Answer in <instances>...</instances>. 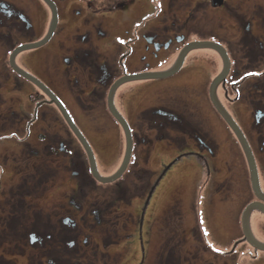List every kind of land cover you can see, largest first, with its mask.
I'll return each mask as SVG.
<instances>
[{
	"label": "flooded vegetation",
	"instance_id": "obj_1",
	"mask_svg": "<svg viewBox=\"0 0 264 264\" xmlns=\"http://www.w3.org/2000/svg\"><path fill=\"white\" fill-rule=\"evenodd\" d=\"M18 1L26 4L27 9H22L11 0H0V110L6 109L11 118V125L1 131L9 128L17 129L24 124V119L10 105L15 107L18 101L15 94L11 93L13 89L20 87L21 77L37 88L30 96H40L42 97L40 100L44 99L43 101L54 105L63 121H58L60 117L54 111L55 116L51 111L42 112V117L48 120L49 112L55 123L34 121L32 127L26 128L25 139L18 142V151L13 148L7 152H0V159L3 160L5 157L4 162H7L13 157H10L11 152L19 154L22 148L25 150L27 160L30 156L40 158L45 154L47 157L40 159L52 157L54 161L58 158L57 155H61V159L67 161V163L63 161V165L72 178V184H65V188L60 189L59 195H56L52 179L59 168L52 169L47 164H41L42 166L37 165L38 167L33 171H28L29 164H27L26 174L24 173L22 177L24 185L20 190L5 192V188H2L3 190L0 191L2 196L0 220L7 223L5 229L6 232L8 231L2 238L11 241L14 249L22 251L15 253L23 255L24 264H114L118 256L114 259H110V256H116L115 254L118 253L116 251L115 254L109 253V249L117 246L118 244H112L122 236L125 237L134 224L131 222L132 214L128 208L130 199L145 197L146 203L153 189L152 184L148 186L150 178L153 177L152 172L140 167V160H137L148 155L147 144L151 133L158 139H170L171 142L179 145H183L186 140H192L206 153L212 156L216 154L217 144H210L206 134L200 133L201 128L192 120V116L205 118L212 128V135L216 132L218 136L221 135L223 127L221 121L232 134L231 139L235 143L238 164L239 167L242 164L243 168L240 171L245 179L242 189L244 193L240 198L228 196L227 191L223 190L224 187L220 184L223 180L220 179L218 183H214L213 190L206 197L205 209L208 223L215 230L213 235L216 238L243 239L241 224L243 209L254 201L264 204V199H260L253 189L248 164H246L247 169L245 168L247 160L238 138L211 99V85L216 79L212 88L213 94L244 135L254 157L260 190L264 193L261 187L264 178V0H261L263 5L259 4L260 9L253 8L252 0H187V3H193V6L185 4L182 0L178 2L164 0L160 13L143 27L139 50L133 52L131 49V52L125 56L127 58L123 70L118 64L122 55L118 43L107 44L106 41L109 34L122 35L127 28L129 29L128 21L121 18L118 9L119 6L124 5V0ZM196 40L214 43L221 48V52L212 47L190 49L181 58L177 69L166 76L122 80L117 85L113 93V105L126 121L131 135L130 159L120 177L124 172L127 174L115 179L116 181L113 180L112 184L98 183L90 178L93 176L90 164L88 161L89 171L85 162L88 156L86 154V157L82 152V159L75 158L77 155L72 149L71 138L83 148L81 142L57 104L28 76L39 81L61 102L73 124L89 144L94 154L96 169L100 173L96 154L101 159L102 157L91 137L96 134V130L92 129V131L91 128H100L98 132L100 134L108 130L113 133V130L119 127L124 134L121 124L115 120L109 110L107 96L111 85L126 75L169 71L177 63L185 46ZM36 42L41 43L36 47L17 51L11 57L13 51L20 45ZM126 45H129V41ZM202 49H210L213 54L203 55L200 51ZM159 61L166 63V66L153 68L152 65ZM206 68L208 73L205 75L203 70ZM156 78L171 81L159 90L152 84L143 85L138 90L133 88L134 91L129 90L119 95L122 108L117 104L118 91L122 86L132 81L142 82ZM188 82L190 83L187 84ZM197 82L198 85L202 84L199 89H195ZM181 88H185L182 93L176 91ZM136 90L137 96L133 99ZM147 90L153 91L150 96L165 95V104L143 108L138 113L135 112L132 121H128L123 114V108L130 109L131 103L143 97V92ZM148 96L145 95V99ZM190 96L193 97V100H190L193 105L189 104ZM90 106L92 108H88ZM96 109H98L96 112L98 117L94 116V119H91L86 112ZM102 110L106 118L114 122L113 124L109 125L105 119H102ZM82 117H85L90 128H86L81 122ZM49 127L54 131L48 132ZM36 128L43 130L39 129L35 133ZM255 128L257 131L254 132V136ZM32 129L37 142L45 140L43 135L46 136V142L41 143L39 149L31 142L34 138V134L31 136ZM60 129L65 130L69 140L58 133ZM123 138L125 150V134ZM140 144L143 147L140 148ZM199 156L206 163V156L202 154ZM215 158L216 156L212 159ZM235 165L236 162L230 166ZM232 167L229 171H233ZM29 172L31 174L27 175ZM134 172L136 176L143 174L148 179L143 184L139 183L142 187L141 191L128 196L131 186L130 182H125V179L129 175L134 176ZM260 176H263L262 180ZM134 179L136 181V178ZM57 186L60 187L62 184L59 183ZM47 194L49 195L46 196ZM41 195H45L44 200L48 207L41 210L32 209L36 206L35 196L37 198ZM187 195L186 189L185 200ZM50 197L54 198L50 199ZM179 202L176 194L169 197L166 210L164 208L162 210L167 213L164 222L167 217L172 219L174 212L181 209ZM236 202L237 206H235ZM185 207L188 210H185L186 218L195 225L190 228L189 234L203 244V248L206 247L214 255H220L219 251L211 248L205 241L204 233L192 217L193 208H190L187 202ZM31 209L34 216L30 215ZM253 213L262 216L264 214L258 209H253L249 215L250 232L257 239L250 226ZM218 217L223 218L220 226L216 223ZM175 221L177 219L174 217L171 220L172 225ZM155 232L156 230L151 234L153 240L149 242L147 253L151 256L150 264H156ZM176 234L175 227H171L164 238L170 242L176 238ZM181 239L182 236L179 240ZM179 242L183 244L182 241ZM242 243L247 242L243 240ZM181 244L177 242L168 246L165 250L164 264H204L200 261L192 263L186 258H181V250L184 247ZM177 247H179L177 255H174L173 251ZM228 250L221 255L230 256L237 252L236 248ZM123 252L124 248L121 253ZM186 256L187 254L184 257ZM5 257V254H0V260L6 259ZM145 258L143 255L139 264H145Z\"/></svg>",
	"mask_w": 264,
	"mask_h": 264
},
{
	"label": "rangeland",
	"instance_id": "obj_2",
	"mask_svg": "<svg viewBox=\"0 0 264 264\" xmlns=\"http://www.w3.org/2000/svg\"><path fill=\"white\" fill-rule=\"evenodd\" d=\"M10 1V0H9ZM13 3L22 9H27V5L23 2H19L18 0H11ZM175 1V0H174ZM181 1V0H176ZM185 4L189 6H193V3H187V0H182ZM81 2V1H80ZM84 2V1H83ZM82 2V3H83ZM253 8L260 9L261 7L259 4L263 5L261 0H252ZM164 0H124V5L119 6V11L121 14V18H125L128 21L129 29L123 33L122 35H111L109 34L107 39V44H111L112 42L118 43V48L122 55L118 60L119 66L122 70L125 68V62L127 56L131 49L133 52H137L139 50L140 42L142 41V29L148 23L149 20L153 19L158 13H160ZM129 41V45H126V42ZM203 55H208L212 53L210 49L207 50H200ZM213 54V53H212ZM22 53L18 56L17 61L21 59ZM153 68H161L165 67L166 63L164 62H155ZM207 67V64H206ZM205 75L208 73L207 68L203 70ZM175 78V77H174ZM187 80V79H186ZM20 87L12 90L11 94H15L16 102L15 107L10 104L13 109L16 111L19 116L24 119V124L20 125L17 129H5L1 131V129L7 128L11 125V118L6 109L0 110V152H7L8 150H13V148L18 151L19 145L18 142H21L25 139L27 135V126L32 127L34 121H43V122H53V116L48 112L47 118L42 117V112L44 111H51L53 114L54 112L58 117H60L56 107L48 102L39 100L34 101L30 94L35 92L37 88L30 83L28 80L24 78H19ZM171 81L170 79H147L142 82H129L122 86L121 90L118 91L117 95V104L122 106V100L119 97L120 94L128 92L133 88H140L143 85L152 84L154 87L157 86V90L161 87H165L167 83ZM135 82V83H134ZM188 82L187 84H189ZM202 84L198 85V82L195 86V89L201 87ZM185 88H181L176 90L180 93L184 91ZM194 89V90H195ZM199 89V88H198ZM137 90L133 94L132 98L135 99L137 96ZM130 91V92H131ZM153 91H146L143 92L144 96L141 98H137L136 101H133L130 105V109L123 108V114L128 119V121H132L133 116L139 112V110L143 108H149L151 106L165 104L166 96H150ZM167 93V92H165ZM145 95H149L145 99ZM85 100V99H84ZM190 100H193V97H189L188 101L189 104L193 105ZM9 101V100H8ZM87 102V101H86ZM11 103V101H9ZM195 106V105H194ZM228 106V105H227ZM196 107V106H195ZM230 108V106H228ZM92 108V106L88 107ZM122 108V107H121ZM197 108V107H196ZM233 111L232 109H229ZM54 111V112H53ZM98 109L92 112H86V114L91 118L94 119V116H97ZM55 116V114H54ZM200 116V115H199ZM98 117V116H97ZM96 117V119H97ZM102 119L108 122L109 125L113 124L111 119H107L104 111L101 112ZM201 117V116H200ZM200 117L192 116V120L195 121L198 126L201 128L200 133L206 134V137L210 144H217V150L215 151V155H210L208 152L206 153L205 150L200 149L196 146L195 142L192 140H186L183 145H179L170 141V139H158L155 137V134L151 133L150 141L148 142V155L139 157L137 160H140L139 165L140 167H144L149 169L152 172V176L150 178V182L148 186L152 184V192L148 201L145 203V197H132L130 199V203L128 205L129 212L132 214V221L134 222L133 226H131L128 232L125 234V237H121L116 243L112 245H116L113 248L109 249V253H114L115 251L118 254L116 256H110V259H116L114 264H139L142 260L143 255H145V264H150L151 256L147 253L149 252V242L153 240L151 234L153 231L156 230L154 234L155 238V246H156V255H155V263L156 264H164L165 263V250L168 248L169 245H175L177 242L181 244L179 241H182L184 245L183 249L181 250V258L187 259L189 261L195 262H203L204 264H264V252H259L257 259L255 258L254 252L249 255L246 254L249 250L248 243H240L236 245L237 252L234 255L224 256V255H214L211 253L206 247L203 248V244L199 243L197 240L193 239L192 236L189 234L193 225L191 222L188 221L186 218L187 216V208L185 207V202L188 203L190 208H193L192 217L197 222V226H200L202 233H204L205 241L210 245L211 248L215 249L216 251L223 252L230 247L233 238H228V240H222L216 238L215 230L212 226L208 223L207 219V212L205 209V204L207 203V196L213 190L214 183H218L220 179H222L221 183L224 187L223 190L227 191L228 196H232L233 198H240L241 195L244 193L242 191L243 186L245 185V179H243L238 164V154L235 151V143L231 139L232 134L230 130L226 127V125L222 123V132L221 135L218 136V133H214L212 135L209 123L205 120V118L200 121ZM63 121L60 117L58 121ZM81 122L86 126V128H90L87 124L85 117L81 118ZM99 120V119H98ZM55 123V122H53ZM52 123V124H53ZM200 124V125H199ZM92 125V124H91ZM64 128V126L62 125ZM43 130L42 128H36L35 133L37 130ZM96 130V134L92 135V140H94L96 144V148L100 153L102 159L96 154L98 157V167L101 175L110 174L115 170V168L119 165L122 154L124 150V138L121 129L119 127L113 130V133L108 130L103 133L98 134L100 132V128H91V130ZM48 132L54 131L51 127H49ZM92 130V131H93ZM257 129L253 130V135L255 136L254 132L256 133ZM32 134H34V130L32 129ZM224 132V133H223ZM47 134V132L45 131ZM64 138L70 139L69 135L65 132V130L60 129L58 132ZM116 133V134H115ZM49 137H51L48 134ZM45 140L38 141L36 140L35 134L34 138L31 139L33 145L38 146L35 147L39 149L41 143L46 142V136L43 135ZM224 140V141H223ZM121 141V142H120ZM72 149L77 155L75 158L79 157L82 159L83 157V149L80 145L76 143L75 140L71 138ZM256 145V144H255ZM258 146V145H257ZM139 147H143L141 144ZM146 148V146H145ZM82 149V150H81ZM19 153V152H18ZM96 153V152H95ZM201 155L206 156V163L202 160ZM7 162H4L5 157L3 160L0 159V191L5 188L6 191L11 190H20V187L23 186L22 177L25 172V167L29 164L28 171H33L41 164H47L50 168L57 167L59 171L53 177L52 183L55 185V194L59 195L60 189L65 188V184L69 183L72 184V178L68 171H66V167L63 165V161L67 163L66 160L61 159V155H57L58 158H55L52 161V157L47 159H40L46 158L47 156L41 155L40 158L38 156H30L27 160L26 153L24 148L21 149L20 153H13L11 152L10 157ZM216 156L215 159H212ZM1 158V156H0ZM24 158V159H23ZM74 158V159H75ZM27 160V161H26ZM84 160V159H83ZM136 160V162H137ZM83 162V161H82ZM235 166H230L235 164ZM6 164V167H5ZM85 164V163H84ZM86 165V164H85ZM42 166V165H41ZM233 168V171H229V168ZM46 168V167H45ZM4 169V172H2ZM239 169V170H238ZM55 170V169H54ZM229 171V172H228ZM228 172V173H227ZM227 173V174H226ZM21 174V175H20ZM31 174V172L27 173V175ZM226 174V175H225ZM262 175L261 173H259ZM135 176V177H134ZM134 176L131 175L126 177L127 183L130 182V190H128L130 195H134V193L139 192L142 190V187L139 183L143 184L147 181L148 177L145 175L136 176L134 172ZM224 177V178H223ZM263 177V176H262ZM261 177V180H262ZM136 178V181L135 179ZM61 183L62 186L58 187L57 185ZM264 184V178L262 180ZM6 185V187H4ZM102 185V184H99ZM103 186V185H102ZM221 186V187H222ZM97 187V186H96ZM3 188V189H2ZM187 189V198L185 200V194ZM22 190V189H21ZM176 194V197L179 199V207L181 209H177L174 212V217L177 219L174 225H172L171 220L166 218L164 222V217L166 216V207L168 206L169 197ZM222 194V193H221ZM47 194L46 196H48ZM100 194H98L99 196ZM104 196V195H101ZM45 195H41L36 198L35 202L36 206L32 207L34 210H41L45 208L46 205L44 200ZM105 197V196H104ZM54 198V197H50ZM58 198V196H56ZM0 199H2L0 193ZM62 199V198H61ZM28 200V199H27ZM60 200V199H57ZM185 200V201H184ZM240 200V199H238ZM237 202L236 205L237 206ZM170 207V206H169ZM163 208L165 209L164 211ZM31 209V216L32 214ZM186 210V211H185ZM1 211V208H0ZM126 215V214H125ZM195 217H194V216ZM113 216V215H112ZM180 216V218H179ZM191 216V215H190ZM250 226L251 231L254 233L255 237L258 240L264 241V216L259 215L257 213H253L251 215ZM218 221L216 222L217 225H221L223 222L222 217L216 218ZM8 220V219H7ZM127 221V220H126ZM167 222H169L167 224ZM194 222V223H195ZM7 223L4 220H0V254H5L6 259H1V264H24L23 255L16 254L15 252H22L16 250L12 247L13 243L11 241L3 240L6 232ZM166 227V229H165ZM171 227H175L176 229V238L173 241L165 240L166 233L170 232ZM8 232V231H7ZM6 232V233H7ZM182 236L183 239L179 240ZM3 237V238H2ZM167 242V243H166ZM176 242V243H175ZM175 243V244H174ZM180 247V246H179ZM179 247L173 251L174 255H177ZM122 248H124V252H122ZM250 250H252L250 248ZM25 252V251H24ZM31 252V251H29ZM244 252V254H243ZM13 253V254H12ZM121 253V254H119ZM185 254H187L186 257ZM9 258V259H7ZM9 260V261H8ZM8 261V262H7ZM150 261V262H149Z\"/></svg>",
	"mask_w": 264,
	"mask_h": 264
},
{
	"label": "water",
	"instance_id": "obj_3",
	"mask_svg": "<svg viewBox=\"0 0 264 264\" xmlns=\"http://www.w3.org/2000/svg\"><path fill=\"white\" fill-rule=\"evenodd\" d=\"M39 43L41 42H36V43H32V44H24V45H20L19 47H17L11 57L17 52V51H21V50H25V49H30L33 47H36L37 45H39ZM202 47H212L215 48L217 50H219L221 52V48L214 44L211 43L209 41H200V40H196L193 42L188 43L182 54H180V58L178 59L177 63L174 65V67L172 69H170L169 71H159V72H152V73H138V74H132V75H126L124 76V78L119 79L118 81H116L115 83H113L109 89L108 92V96H107V102H108V106H109V110L112 113V115L116 118V120L121 124L124 134H125V151H124V156L123 159L121 161V164L119 165L118 169L111 175L109 176H102L98 173L97 169H96V163L94 160V155L92 153V150L89 146V144L87 143V141L85 140V138L82 136V134L80 133V131L77 129V127L73 124L70 116L68 115L66 109L63 107V105L61 104V102L52 94L50 93L46 87H44L39 81H37L36 79H34L31 76H28V78L34 82L37 86H39L40 88H42L46 93H48V96L51 98L52 101H54L57 106L59 107V109L61 110L65 120L68 122V124L70 125L71 129L74 131V133L76 134L77 138L79 139V141L81 142L82 146L84 147L86 154L88 156V160H89V164H90V168L92 171V174L94 176V178L100 182L103 183H107V182H111L115 179H117L122 172L124 171V169L126 168L128 161L130 159V154H131V135H130V129L126 123V121L124 120V118L122 117V115H120V113L116 110V108L113 105V93L114 90L116 89L117 85L122 82V80H128V79H143V78H148V77H163L166 76L168 73H170L171 71H174L175 69H177L181 58L183 57V55L186 53V51L193 49V48H202ZM225 67H227V64L225 65ZM216 82V79L214 82H212L211 85V99L213 101V103L215 104V106L217 107V109L219 110V112L221 113L222 117L224 118V120L228 123L229 127L233 130V132L235 133L236 137L238 138L242 149L244 151L247 163H248V168L250 171V176H251V182H252V186L253 189L256 193V195L260 198V199H264V193H262V191L260 190L259 187V180H258V174H257V170H256V165H255V161H254V157L252 154L251 149L248 146V143L246 142L244 135L242 134L241 130L238 128V126L236 125V123L234 122V120L230 117V115L227 113V111L218 103V101L216 100L212 88L214 83ZM253 209H258L260 210L262 213H264V204L261 203L260 201H254L252 203H249L242 211L241 214V224H242V229H243V233H244V237L243 239L246 240L250 245L253 246L254 250H261L264 251V242L258 241L257 239H255L250 232L249 229V215L250 212ZM238 241L233 243V247L237 244Z\"/></svg>",
	"mask_w": 264,
	"mask_h": 264
},
{
	"label": "trees",
	"instance_id": "obj_4",
	"mask_svg": "<svg viewBox=\"0 0 264 264\" xmlns=\"http://www.w3.org/2000/svg\"><path fill=\"white\" fill-rule=\"evenodd\" d=\"M46 97V96H45ZM42 97H40V96H37V95H32V99L34 100V101H38V100H40ZM83 149V148H82ZM83 152H84V154H85V156H86V153H85V151H84V149H83ZM123 155V154H122ZM87 157V156H86ZM85 162H86V164H87V166H88V160H87V158L85 159ZM245 162V161H244ZM130 164H132V162L130 163ZM247 163L245 162V168L247 169V165H246ZM87 169L89 170V166L87 167ZM90 171V170H89ZM127 173L126 172H124L123 173V175H122V177H124L125 175H126ZM264 176V175H263ZM122 177H119V179L120 178H122ZM90 178H92V179H94L96 182H98V183H100L99 181H97L93 176H91ZM260 178H261V176H260ZM116 181V180H115ZM118 181V180H117ZM114 181H112V182H109V183H113ZM109 183H107V184H109ZM106 184V183H105ZM261 187H262V189L264 190V184L262 183V181H261ZM233 242V241H232ZM232 242H231V244H232ZM231 244H230V246H231ZM249 247L252 249V247L249 245ZM230 248V247H229ZM250 248H249V250L247 251V253L246 254H249V255H251L252 253H253V249L252 250H250ZM259 252H263V251H257V253H259ZM256 253V254H257ZM243 254H244V252H243ZM258 258V255H256L255 256V258L254 259H257Z\"/></svg>",
	"mask_w": 264,
	"mask_h": 264
}]
</instances>
